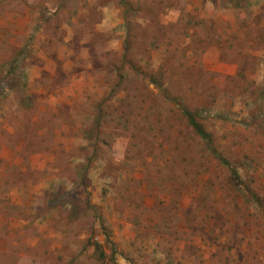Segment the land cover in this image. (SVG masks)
Masks as SVG:
<instances>
[{
    "label": "rangeland",
    "instance_id": "1",
    "mask_svg": "<svg viewBox=\"0 0 264 264\" xmlns=\"http://www.w3.org/2000/svg\"><path fill=\"white\" fill-rule=\"evenodd\" d=\"M0 264H264V0H0Z\"/></svg>",
    "mask_w": 264,
    "mask_h": 264
},
{
    "label": "trees",
    "instance_id": "2",
    "mask_svg": "<svg viewBox=\"0 0 264 264\" xmlns=\"http://www.w3.org/2000/svg\"><path fill=\"white\" fill-rule=\"evenodd\" d=\"M185 116L189 120V125L194 129L198 136L204 141L207 148L213 153V155L220 161L221 164L227 166L232 173V177L235 181L238 180L237 172L234 167L215 149L212 143V137L208 134L199 123L198 114L191 111H184Z\"/></svg>",
    "mask_w": 264,
    "mask_h": 264
}]
</instances>
